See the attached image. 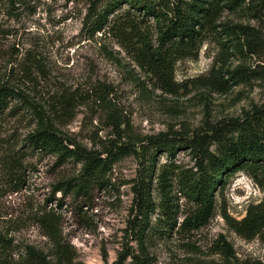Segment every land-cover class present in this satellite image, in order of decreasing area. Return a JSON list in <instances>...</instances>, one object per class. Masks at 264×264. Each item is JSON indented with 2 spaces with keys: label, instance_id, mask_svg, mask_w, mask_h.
<instances>
[{
  "label": "rangeland",
  "instance_id": "374dc122",
  "mask_svg": "<svg viewBox=\"0 0 264 264\" xmlns=\"http://www.w3.org/2000/svg\"><path fill=\"white\" fill-rule=\"evenodd\" d=\"M93 1L0 0V85L25 99L11 101L0 116V264H26L30 248L56 261L51 230L60 235L70 264H112L120 254L137 257L136 264H264V232L244 240L224 220L239 221L250 206L264 204V176L253 181L235 174L216 190L209 221L189 232L180 223L194 205L177 184L180 172H196L192 141L240 124L264 106V47L226 53L208 39L196 58L175 62L172 87L163 90L135 60L134 40L126 41L110 24L95 34L84 30ZM115 14L132 19L155 44L153 19L127 5ZM227 20L247 23L234 15ZM35 112L70 150L77 146L102 159L110 149L119 152L102 184L75 194L65 188L78 178L81 162L27 149L25 140L39 124ZM160 134L174 147L155 158L151 198L160 201L159 171L173 170L176 225L169 229L156 205L140 249L135 233L142 216L134 192L143 161L134 152ZM14 163L18 172L9 171ZM130 262L127 257L123 264Z\"/></svg>",
  "mask_w": 264,
  "mask_h": 264
},
{
  "label": "trees",
  "instance_id": "16d2710c",
  "mask_svg": "<svg viewBox=\"0 0 264 264\" xmlns=\"http://www.w3.org/2000/svg\"><path fill=\"white\" fill-rule=\"evenodd\" d=\"M7 1L11 3L13 0ZM123 5L136 12H143L155 21L158 26L155 44H151L145 34L138 33L137 24L132 19L115 14ZM231 15L247 23L227 20V16ZM110 16L112 20L108 21ZM249 22L257 26H250ZM109 24L110 29L116 27L120 37L136 42L132 48L135 60L162 84L163 90H170L175 62L196 58L201 44L208 39L216 41L226 53H253L257 48L264 47V0H94L83 18L84 30L95 34ZM14 100L25 104L24 96L19 91L8 85H0V116ZM35 113L39 124L25 140L27 149L30 152L53 154L59 160L74 159L81 162L78 178L76 181L69 180L65 188L75 194H86L93 185L102 184L111 164L117 161L119 152L110 149L105 152L106 158L102 159L99 154L83 151L77 146L76 150H70L51 122L39 116L38 112ZM223 129L216 128L210 138L192 141L190 147L197 158L196 172L177 174V184L182 195L194 205L193 213L180 223L182 231H192L209 221L213 215L216 190L222 188L235 174L244 173L253 181L264 176V106L242 123L231 124L225 131ZM140 145V151L134 154L143 161V167L134 193L138 213L142 216V227L135 233V240L141 249L145 242L148 214L153 213L158 205L167 227L172 229L176 225L178 206L170 200L173 171L170 168L163 167L157 175L160 194L158 204L153 202L150 190L157 154L171 153L174 144L166 135L160 134ZM212 145H215V149L210 151ZM9 171L18 172V165L14 163ZM224 220L238 237L251 240L264 232V204L250 206L239 221L227 215H224ZM47 235L54 241L58 251L57 260L49 262L42 254L30 248L26 264H70L72 258L62 245L60 235L53 230ZM127 257L132 258L130 264L137 263V257L132 254H120L112 264H123Z\"/></svg>",
  "mask_w": 264,
  "mask_h": 264
}]
</instances>
